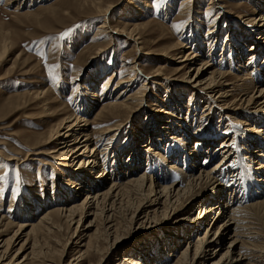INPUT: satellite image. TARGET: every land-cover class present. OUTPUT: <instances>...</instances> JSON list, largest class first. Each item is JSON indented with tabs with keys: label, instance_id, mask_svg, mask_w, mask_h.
I'll use <instances>...</instances> for the list:
<instances>
[{
	"label": "bare ground",
	"instance_id": "1",
	"mask_svg": "<svg viewBox=\"0 0 264 264\" xmlns=\"http://www.w3.org/2000/svg\"><path fill=\"white\" fill-rule=\"evenodd\" d=\"M6 1L7 4L12 2L11 0ZM124 1L128 3L131 2V0ZM246 1L250 3V10L244 16V27L249 28V30L245 29V39H243V42L249 40V37L252 36V32L254 33L257 31L255 32L257 35L258 32H260L259 30L264 31V0ZM197 2V0H193L189 3L192 10L189 9L186 13L187 17L190 16L192 18V23H190L188 26L189 28L182 31L180 35L183 41L185 40L187 43L184 44L185 41L184 43L175 45L170 43L168 46L162 47L153 60L156 64H154L151 71L147 73L148 75L144 77L148 78L147 84L157 85L155 80L160 82L159 79H162L165 75L169 76L170 73V77L172 75L175 81H181L179 77H176V72L187 69L185 74H188V77L184 81L191 86V94L193 92L202 93L206 97V104H209L210 109L213 107H220V109L224 111L225 109H230L232 105L237 104L235 107L233 106L234 108L232 110L235 111L236 116L239 118V120H237L238 124H236L239 129L234 130L232 140L233 143L236 141L239 142L240 149H235L233 143L231 145L230 137L228 139L223 138L216 149L213 148V143H210L211 140L209 139L202 142L198 140L201 143L198 142L191 147L189 146L191 141H189V135L186 134V129L182 130V132L180 130H175L173 135L169 136V138L173 140L172 143H174L171 144L166 138L168 136L166 131L170 132L168 125H173V120L179 121L180 118L176 117V111L167 108L168 111L164 112L168 114L164 117L166 119L165 124L153 128L151 125H153L155 121L150 120V130L145 132L140 128V132L130 139L132 146L129 155L133 158L131 159V163H128L127 167L124 166L123 168L118 166L114 168V166H110L111 172L112 168H114L113 172H106L105 158L115 153L114 148L109 149L113 139L112 135L109 137L110 139L102 143L106 139V133L121 127L123 122H126L128 119L132 121L133 114L138 110L142 111V105H145L147 100L144 92L149 89V87L146 86L145 89L142 90L140 87H136L138 86L137 82L134 81L135 83H131V71L134 70L133 72L135 73L136 70H139L137 68L139 63H137L138 58L134 59L129 65L127 64V74H116V72H113L108 76L104 84L105 87L108 84L111 85L114 83L112 89L120 90L116 93L113 101H109L100 106L95 112L92 120L85 117L86 115H82V107L87 100L83 101L81 96H77L72 109L66 110L62 107L57 108L58 110L54 113L56 117H60L57 123L46 126L43 132L30 133L26 137L24 147L32 150L38 149L35 154H46L49 158L54 160L55 164L60 166L58 176L61 178V184L58 185V187L55 185L52 186L49 191L51 195L49 196L45 195V190L42 191V189H40L41 197L45 196L44 200H37V198H34L35 195L32 196L30 200H28V196L25 198L27 200L23 198L16 200L12 192H16L15 186H18L19 183L18 180L15 179L14 187L12 188L9 198V206H7L8 208L5 210L0 208V264L13 263L12 260L19 253L22 254L27 249H29V251L22 256V261L17 262V264H23L26 260H32L34 264H45V262L55 264L52 259H48L49 256L47 253L49 245L53 242H56V245H58L56 239H59L61 231L64 230L65 226L70 227L72 221L78 217L75 221L77 223L76 227H74L72 233L70 232L69 237L67 236L66 242L62 246V250H65L67 244L72 242L71 239L77 232L78 224L83 217L88 215L93 218L87 222L80 232L81 236L87 237V240L81 244L84 250H78L76 256L71 259V263L67 264H84L85 262L87 264H100L102 258L113 249L118 241L119 222L117 218H119L122 212L130 210V205H132L134 201L136 202V206L134 205L135 208L131 211L132 215L129 213V221L136 225L134 228L135 230L147 228L146 225H150L149 223H151V221H158V219L166 216L171 217L177 212L184 213L188 216L189 210H191L193 206H200L198 212L189 217V222L187 224L189 232L184 233L183 237L180 238L182 241L186 239L184 243L185 247L181 249L179 254L168 264H204L207 261H211L210 264H242L243 262L248 263L250 260H254V257L259 258L257 262L264 264V244H256V242H254L260 239V233L258 231H251L249 228L252 226H248L244 220L246 211L252 212L253 210H261L262 212L264 210V69L261 71L262 80L258 83L254 82L255 84L253 86L249 84L253 82L250 70V72L248 71L250 74L247 75L246 73L247 76L239 78L238 82L242 81L237 84L240 85L239 87H237L235 83L230 82L233 64L228 62L229 65L226 66L229 67V69H227L222 66L219 67L220 62H217L218 64H215V62L211 63L209 58L211 57V60L213 58V54L210 53L212 46L209 48L208 54L202 51L201 39L199 38V31L202 27L195 26V22L199 15V12H195V9L198 7ZM114 3L115 0H85L82 2V8L90 10L91 15L102 18L101 22L96 25V31L93 35V49L100 52L103 50L102 47L111 43L112 38H116L114 36H121L125 41L129 43L132 42L134 47L131 49H137L136 54H141L140 52L144 50L142 48L144 46L143 44L146 43L145 38L148 35L153 36L155 32L154 29L151 30L153 23L143 19L151 10V3L147 0H134L133 6H130L128 9L129 14L126 15V20H123L124 23L119 19L114 21V24H111L110 9L114 7ZM216 4L215 0H211L207 6L209 12L207 11L208 15L205 20L208 25L206 32L201 35L204 39H202V43L214 41L217 37L216 35H218L217 28L221 27L219 17L222 15L216 14L220 12L221 9L225 8V6L217 5L216 7ZM169 7V4L165 6L163 4L161 6L163 10L165 8V13H169V10L167 11ZM183 9H186V7ZM181 11L179 12L182 13ZM221 24L222 26L226 24L228 27L233 28L232 32H234L235 28L230 22L224 21ZM202 25H204V23ZM156 26L158 30H161L158 23H156ZM224 27L225 26H223V28ZM231 36L235 37V34L232 33ZM252 38H254V36ZM158 40H163V38H157L155 42H158ZM243 42L241 41V45L244 44ZM253 44L255 45L256 43ZM262 44V46L256 44L255 49L261 50L264 48V39ZM182 48H186L187 51L183 52L181 50ZM6 51L7 46L4 44L0 52L1 59ZM241 54H243V51ZM241 54L237 56L238 58L240 57V60ZM257 54L261 55L258 51L250 54L247 57L248 60L244 62V66H247V68L250 66L253 70L254 65H252V63ZM203 55L207 56L202 58ZM138 56L140 57V55ZM199 58L200 61L196 64ZM171 61L174 63L176 61L177 68L167 74L165 71H167L169 63H173ZM239 64L240 65L236 64V66L242 67L243 69L245 68L241 63ZM104 70L105 66L97 72H103ZM96 81L97 78H94L90 81L89 85L84 88L86 99L92 97L99 98L95 90ZM128 83L129 85L126 86ZM134 86V90L128 92V90ZM158 86L163 85L158 84ZM152 87V90H155L152 99H155L156 103L157 101H161L167 104L165 102L167 101L165 97L161 98L158 96L160 91L158 88H155L157 86L154 85ZM237 88L240 92L239 97L232 101H228L227 98L232 94L231 91ZM164 92H166V90ZM49 93L50 90L47 88L41 91H30L28 93L38 99L39 104L44 107V113L47 112L44 116L50 115L51 106L57 104V102L49 98ZM167 94H170V91H167L166 95ZM21 96V94L11 96V98L7 99L6 106H1L2 109L7 112L11 109L9 106H17L14 100L21 98ZM189 99H191V97H189ZM177 101H179V99H177ZM21 105H23V103H21ZM174 107H177V104L174 105ZM206 107L208 106L205 105L203 109ZM175 110H178V108ZM122 112H124L125 115L121 119H117L114 124H112L114 121L113 118V121H111L112 125L109 127H103L97 131L93 129L99 117H104L107 114H116L119 116V113L121 114ZM204 115L209 119L211 114L209 111L206 112L205 110ZM107 119L109 120L110 118ZM145 119L148 118L146 117ZM182 120L183 119H181V121ZM200 120H202V118ZM109 122L110 121H107V124ZM255 123L260 126L258 127ZM90 125L92 129H89ZM225 132H227V130ZM256 133H261L263 142L258 141L259 139H255V137L257 138ZM104 134L105 136L101 137ZM153 135L159 137L157 139L159 142H154V144H152L156 145L154 148L149 144V140L153 142ZM96 138H100L101 140H97ZM250 138H254V140L247 141V139ZM146 140L148 143L145 142ZM137 142H144L147 144L145 145L144 154L140 155L135 153L134 147ZM166 142L169 143V148L163 150L169 152V149L172 147L176 148L177 153L175 156L171 157L176 160L179 158L182 161V167H179L178 161L175 163L168 162V160H164V157L159 154V151L162 149L160 146L164 144L167 145L168 143L166 144ZM100 146H102V148H99ZM187 146H189V148L191 147V150L185 156L183 151ZM198 146L200 149H203L202 152H200V149L197 150ZM173 152L174 150H172V154ZM231 152H233V154H231ZM12 153V155L6 157L0 154V168L3 167L4 169V166L1 164L5 159L19 160L17 159V154L19 153L15 151ZM123 153H125V151L121 154ZM126 153L128 152L126 151ZM213 155H221V160L211 167L205 168L207 160ZM139 156L140 159H144L145 156L151 157L152 159L155 158L153 163L157 162L156 158H159L158 160L162 162L164 169L160 167L162 172L160 171L159 173L157 170L158 173L156 175L146 171L137 174L139 166L134 162V159ZM200 156H202L203 161L200 159ZM116 157L117 156H115V159ZM146 159L147 158H145V160ZM197 165L199 166L196 167ZM97 167H100V170L99 173L95 175L94 169ZM244 167L246 171H243ZM54 173L58 174L56 171ZM2 175H4V170H0V177ZM122 175H128V177L121 181ZM177 178V182L174 183V179ZM105 181H108L109 184L107 185ZM58 189L63 195L58 196L56 194ZM204 190H208L210 193L214 194L216 196L215 199H209L208 194L206 197H199ZM2 193H4L3 187L0 188V204L2 201ZM81 195L83 198L76 201L77 199L75 200V198H79ZM255 198L256 200L253 201L252 199ZM47 200H50L53 205L49 204L51 206L45 208L42 215L38 217L35 222L31 223V220H20L19 223L13 224V219L21 218L20 214L13 212L17 202L18 204H22V213L32 216L35 206L39 204L43 205L41 203L43 201L46 203ZM252 213H256V211ZM209 215L211 216L210 220L203 224V221L207 220V216ZM176 223L177 222H173L174 225H177ZM201 225H204L201 233L196 235L195 239H191L193 233L197 230L199 231L197 227ZM12 227H16L12 235L3 238L7 235L4 234V232ZM254 227L255 226H253V228ZM92 228H94L93 232L89 233ZM168 232H171V230ZM226 239L229 240L227 245L224 246ZM181 243V241L171 240L170 244L172 248L168 247V249L173 250V248H175L174 246L181 245ZM17 244L18 247L14 255L4 263L3 260L9 258L6 256H8L9 252H11ZM76 245H79L77 241L75 242V246ZM258 252L259 255H256ZM168 255H170V253ZM162 257V251L157 253L151 250L144 251L138 249L137 252L122 254L117 264H162L161 262H157L158 258ZM72 261L74 263H72Z\"/></svg>",
	"mask_w": 264,
	"mask_h": 264
},
{
	"label": "rangeland",
	"instance_id": "2",
	"mask_svg": "<svg viewBox=\"0 0 264 264\" xmlns=\"http://www.w3.org/2000/svg\"><path fill=\"white\" fill-rule=\"evenodd\" d=\"M11 1V3L7 4L6 0H0V52L4 44H6L8 51L4 53L5 55H3L2 59L0 58V154L1 156L6 157L8 155H12V152L15 151L19 153L17 154V159L19 160L5 159L4 162L1 161L3 162L1 165L4 166V169L3 167L0 168V170H4V175L0 177L2 178L0 179V188L3 187L4 189L0 204V208L2 210H5L8 208L7 206H9V198L12 188L14 187L15 179L18 180L19 183L18 186H15L16 192H12L13 195H15L16 200L19 198L25 199L26 196H28V200H30L34 195V198H37V200H44L45 196L41 197L40 189H42V191L45 190V195L49 196L51 195L49 192L50 188H52L54 185L58 187V185L61 184V178L58 176L60 172V166L55 164L54 160L49 158L46 154H35L38 149L32 150L24 147L26 137L30 133L33 134L43 132L46 126L57 123L59 121L58 119L60 118L54 115V113L58 110L57 108L62 107L66 110L72 109L74 101L76 102L75 99L77 96H81L83 101L87 100L85 105L82 107V115H86L85 117L92 120L94 118L95 112L100 108V106L108 103L109 101H113L116 93L120 90L112 89L114 83L111 85L108 84L105 87L104 84L107 81L108 76H110V74L113 72H116V74H127V66L132 60L137 58V63L139 62L137 68L139 70H136L135 73L133 70L131 71V75L130 73L129 75L132 79L131 83L134 81L137 82L138 86L136 87H140L142 90L145 89L146 86L149 87V89L145 90L144 92L147 100L145 105H142V111L138 110L133 114L134 116L132 121L131 119H128L129 121H124L121 127L116 128L113 131H108L106 136L105 134L101 136H105L106 139L104 141L102 138V143H105V141L110 139L109 137L112 135L113 139L109 149L114 148L115 151V153H112L109 155V157L105 158L106 172L112 173L115 167L118 166L123 168L124 166L127 167L128 163H131V159L133 158L129 155L132 146L130 139L140 132V128L145 132L150 130V120L155 121V123L151 125L153 128L165 124L166 119L164 117H166L168 114L164 112L168 111L167 108L176 111V117L180 118L179 121L173 120V125H168L170 132L166 131L168 135L166 138L171 144L174 143H172L173 140L169 138V136L173 135L175 130H180L182 132V130L186 129V134L189 135V141H191L189 146L191 147H193L194 144L198 143L199 141L202 142L209 139L211 140L210 143H213V148L216 149L223 138L228 139L229 137L230 143L232 145L234 130L239 129L236 125L238 124L237 120H239V118L236 116L235 111L232 110L237 104L232 105L230 109H225L224 111H222L220 107H213L210 109L209 104H206V97L202 93L200 94L193 92L191 94V86L187 84L186 81H184L188 77V74H185L187 69L176 72V77H179L181 81H175L172 75L170 77L169 72L177 68L176 61L175 63L171 61L173 63H169L168 69L165 71V73H169V76L165 75L162 79H159L160 82L155 80L157 85L147 84L148 78L144 77L145 75H148L147 73L150 72L154 64H156V62H153V60L162 47L168 46L170 43H173L174 45L178 43H184L185 40L183 41V38L180 37V35L181 32L187 30L189 28V24L192 23V18L190 16L187 17L186 12L191 9L189 3L193 0H147L151 3L152 8L149 13L143 17V19L153 23L151 30L154 29L155 32L153 36L148 35L145 38L146 43L143 44L144 46L142 48L144 50L140 52L141 54H136L137 49H131L134 47L132 42L129 43L125 41V39L121 38V36H114L117 39L114 38V40L112 38L111 43L102 47L103 50L100 52L93 49V35L96 31V25L101 22L102 18L96 15H91L90 10L81 7L82 2L85 0ZM197 1L198 7L195 9V12H199V15L197 21L195 22V26L202 27L199 31L201 47L203 48L202 51L205 52V54H208L209 48L212 46L210 53L213 54V58L211 60L210 57L209 61L211 63L215 62V64L220 62L219 67L222 66L227 69H229V67H227L229 63L233 64L230 82L235 83L237 87L240 86L237 84L242 82H238L239 78H244L250 74L248 73L249 70L251 71V76L253 78V82L251 81L252 83L249 84L253 86L255 84L254 82H260L262 80L261 71L264 69V48L261 50L255 49V45H263L262 41L264 39V31L259 30L260 32H258L257 35L255 34L257 31L254 33L252 32V36L249 37V40L243 42V39H245V29L249 30V28L244 27V16L250 10V3L246 0H215V3H217L216 7L217 5L225 6V8L221 9V11L217 12L216 14H220V16L222 15L219 17V23L221 27L217 28L218 35H216L217 37L214 41H206L205 43H202L203 38L201 35L206 32L208 25L205 20L209 12L207 10V6L211 0ZM114 4V7L110 9V18L112 21L110 22L111 24H114L113 22L119 19L121 22L126 20V15L129 14L128 9L130 6H133L134 0H131L129 3L124 0H115ZM163 4L164 6L166 4L170 5V7L167 9V11L169 10V13H165V8L164 10L161 8ZM185 7L186 9H183ZM224 21L231 23V25L235 28L234 32H232L233 28L228 27L226 24L223 25L225 26L223 28L221 23ZM156 23L160 25L161 30H158ZM203 23L204 25H202ZM65 33H67V35H64ZM232 33L235 34V37L231 36ZM253 36L254 38H252ZM157 38H163V40H158V42H155ZM241 41L244 43L243 45H241ZM186 43L187 42L185 41L184 44ZM253 43L256 44L254 45ZM181 50L183 52L187 51L186 48H182ZM242 51L243 54H241ZM256 51L261 53V55L257 54V56H255L254 62L252 63V65H254V69L252 70L250 66H248V68L247 66H244V62L248 60L247 57L250 54L255 53ZM240 54L241 60L240 57H237ZM138 55H140V57ZM205 56L207 55H203L202 58ZM199 61L200 58L196 61V64H198ZM239 63L245 67V70L242 67L236 66V64L240 65ZM103 66H105V70L103 72H97ZM94 78H97L95 90L97 91L99 98L92 97L90 99H86L84 88L89 85L90 81H92ZM138 82L141 83L139 84ZM158 84L163 86H158ZM128 85L129 83L126 86ZM154 85L157 86L155 88H158L160 91V94L157 95L161 98L165 97L167 100L165 102L167 104L162 103L161 101H157L156 103L155 99H152V96L154 97L155 92V90H152V86ZM44 88L50 90L49 98L57 102L56 105L51 106L50 115L48 116H44L47 114V112L44 113V107L39 104V100L28 94L30 91H41ZM134 88L135 86L129 89L128 92L134 90ZM165 90L166 92H164ZM167 91H170V94L166 95ZM231 93L232 94L227 98L228 101H232L233 99L238 98L240 95L238 88L231 91ZM16 94L22 95L21 98L14 100L17 106H9L11 109L7 112L4 111L1 106L6 104L8 101L7 99ZM189 97H191V99H189ZM177 99H179V101H177ZM21 103H23V105H21ZM176 104L177 107H174ZM205 105L208 107L203 109ZM176 108H178V110H175ZM205 110L206 112L209 111L211 114L209 119H207L208 117L204 115ZM115 115L116 114H107L104 117H99L98 120H96V124L93 129L97 131L103 127H109L110 125L114 124L117 119H121L125 113H119V116ZM146 117L148 119H145ZM107 118L110 119L108 120ZM201 118L202 120H200ZM181 119L183 120L181 121ZM107 121L110 122L107 124ZM111 121H113L112 124ZM255 125L258 127L260 126L256 123ZM89 129H92L91 125L89 126ZM226 130L227 132H225ZM256 134L257 138L255 137V139H259L258 141L263 142L261 139V133ZM158 138L159 137L156 135H153V142L149 140V144L152 145L154 142H159V140H157ZM99 139L100 138L97 140ZM253 140L254 138L247 139V141ZM145 142L148 143L147 140ZM143 143L144 142H137L136 146L134 147L136 154H144L145 145L147 144ZM167 143L168 142H166V144ZM154 146L156 145H152L153 148ZM162 146H160L162 149L159 151V154L164 157V160H168V162L172 163L178 161L179 167H182L183 164H181L182 161L179 158L176 160L171 157L175 156L177 149L172 147L169 149L170 151L168 150L169 152H167L163 149L169 148V143ZM189 146H187V148H185L183 151L185 156L191 150V147L189 148ZM233 146L235 149H240V144L238 141L233 143ZM99 148H102V146ZM198 149H200L199 146L197 147V150ZM172 150H174L173 154ZM124 151L125 153L121 154ZM126 151L128 153H126ZM202 151L203 149L201 148L200 152ZM231 154H233V152H231ZM115 156L119 158L116 157L115 159ZM213 156L207 160L205 168H209L221 160V155ZM145 158L147 159L145 160ZM145 158L140 159V156L138 158L135 157L134 162L137 164V166H139L137 174L146 171L156 175L158 171L160 173V167L164 169L162 162L158 160L159 158H156L157 162L155 163H153L155 158L152 159L151 157L147 156H145ZM200 159H202V156H200ZM110 166H114V168H112V172L110 171ZM198 166L199 165L196 167ZM245 169L246 168L244 167L243 171H246ZM99 170L100 167L94 169L95 175L99 173ZM55 171L58 174L54 173ZM122 176L123 177H121V181L128 177V175ZM174 180L175 183L177 182L178 178ZM105 183H107V185L109 184L108 181H105ZM56 194L58 196L63 195L59 189L57 190ZM207 194L209 195V199H215L216 197L208 190H204L199 197H206ZM82 198L83 196L81 195L79 198H75V200L77 199L76 201H78ZM252 200L254 201L256 198ZM132 203L133 204L130 205L131 209L122 212L123 215L121 214L119 215V218H117L119 222L118 241L116 242L113 249L102 258L100 264H117L119 261L118 259L122 254L127 252H137L138 249H142L144 251L151 250L157 253L162 251L163 257L158 258L157 262L168 264L175 256L179 254L180 250L185 247L184 243L186 239L182 241L180 238L183 237L184 233L189 232L187 228L189 217L196 214L200 206H193L192 209L189 210L188 216L184 213L177 212L171 217L166 216L164 218L158 219V221H151V223H149L150 225H146L147 228L135 230L134 228L136 225L129 221L131 211L136 206L135 201ZM41 204L43 205L39 204L35 206L34 213L32 216H30L21 212L22 204H18L17 202L13 212L20 214L21 218L13 219V224L19 223L20 220H31V223L35 222L38 217L42 215L45 208L51 206L49 204L52 203L50 200H47L46 203L43 201ZM255 211L256 213H252ZM263 211L261 212V210H253L252 212H245L246 215L244 220L248 226H252L249 229L251 231H258L260 233V239L254 241L256 244H264ZM210 217V215L207 216V220L203 221V224L207 223V221L210 220ZM92 218L93 217L90 215L82 218L78 224L77 232L71 239L72 242L67 244L65 250H62V246L66 242L67 236L69 237L70 232L72 233L74 227L77 225L75 221L78 219V217L72 221L70 227L65 226L64 230L61 231L59 239H56L58 245H56V242H53L49 245L47 253L49 256L48 259H52L55 264L71 263V259L76 256L77 251L84 250L81 244L87 240V237L81 236L80 232L83 230L87 222ZM173 222H177V225H174ZM253 226L255 227L253 228ZM198 228L199 231L197 230ZM203 228L204 225L197 227V231L193 233L191 239H195L196 235L200 234ZM15 229L16 227L8 228L4 232V234L7 235H5L3 238H7L12 235ZM93 229L94 228H92L89 233H92ZM169 230H171V232H168ZM171 240L181 241L182 243L181 245L174 246L175 248H173V250H170L168 247L172 248L170 244ZM228 240L229 239L225 240L224 246L227 245ZM76 241L79 245L75 246ZM17 247L18 244L15 245V248H13L11 252H9L8 256H6L9 258L7 260L4 259L5 261L3 260L4 263H6L14 255ZM28 251L29 249H27L22 254L19 253L12 260L13 263L11 264H17V262H21L22 256ZM169 253L170 255H168ZM256 255H259V252ZM254 260L252 259L250 262H243L242 264H262L257 262V260H259L258 257H254ZM210 262L211 261H207L204 264H210ZM49 263L50 262H45V264ZM72 263L74 262L72 261ZM23 264L34 263H32V260H26L23 262ZM84 264L87 263L85 262Z\"/></svg>",
	"mask_w": 264,
	"mask_h": 264
},
{
	"label": "snow or ice",
	"instance_id": "3",
	"mask_svg": "<svg viewBox=\"0 0 264 264\" xmlns=\"http://www.w3.org/2000/svg\"><path fill=\"white\" fill-rule=\"evenodd\" d=\"M64 35H67V33H65ZM0 179H2V178H0Z\"/></svg>",
	"mask_w": 264,
	"mask_h": 264
}]
</instances>
